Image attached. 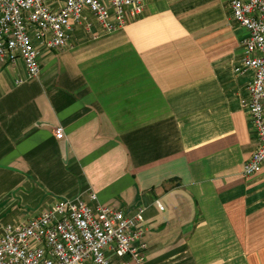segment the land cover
<instances>
[{
  "label": "crops",
  "instance_id": "obj_1",
  "mask_svg": "<svg viewBox=\"0 0 264 264\" xmlns=\"http://www.w3.org/2000/svg\"><path fill=\"white\" fill-rule=\"evenodd\" d=\"M143 1L113 34L85 11L67 47L38 46V78L0 62V228L94 194L143 211L142 264H264L247 31L229 0Z\"/></svg>",
  "mask_w": 264,
  "mask_h": 264
},
{
  "label": "built area",
  "instance_id": "obj_2",
  "mask_svg": "<svg viewBox=\"0 0 264 264\" xmlns=\"http://www.w3.org/2000/svg\"><path fill=\"white\" fill-rule=\"evenodd\" d=\"M229 4L234 21L247 31L244 56L234 71L252 72L248 97L241 101L257 136V147L244 165L249 177L264 165V0ZM143 9V0H0V62L21 59L28 78H38V46L67 47L85 11L113 34ZM55 134L62 137L63 129ZM90 200L94 205L81 198L61 199L36 218L1 227L0 264H142L148 249L140 226L143 211L129 216L99 204L94 194Z\"/></svg>",
  "mask_w": 264,
  "mask_h": 264
}]
</instances>
